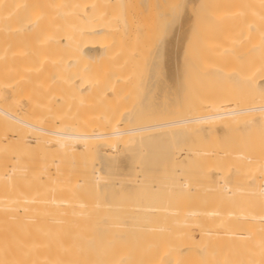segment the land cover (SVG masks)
<instances>
[{
	"label": "bare ground",
	"instance_id": "bare-ground-1",
	"mask_svg": "<svg viewBox=\"0 0 264 264\" xmlns=\"http://www.w3.org/2000/svg\"><path fill=\"white\" fill-rule=\"evenodd\" d=\"M109 1L0 0V204H4L0 214L8 212L0 225L8 231L12 226L11 235L5 233L6 242H12L10 264H264V143H260V136L258 140L250 137L254 140L253 145L249 140V155L238 145L243 139L240 129L264 132V7L260 10L253 0L251 6L245 3L248 0H219L220 6L234 3V8H229V13H225L228 8L223 9L228 14H224L223 26L214 17L223 28L216 22L218 27L209 31L210 40L203 38L208 41L198 44V51L194 47L197 58L186 67L191 65L193 70L187 73L190 70L184 68L191 81L188 85L185 76L182 80L179 77L185 73L180 70L183 63L177 60L187 33L183 36L177 30L175 42L172 38L168 44L166 41L169 48L173 42V51L169 66L164 63L168 67L164 79L169 83L165 88L173 91L165 93L177 118L165 120L170 112L159 109L161 113H155L166 117L163 121L129 127L132 115L125 110L116 112V107L123 106L119 103L130 95L126 86L135 80L134 61L145 48V31L139 26L131 37L135 44L142 42L137 44L141 50L134 53L132 46L129 48L132 42L115 36L113 11L106 6ZM239 3L249 7L237 8ZM212 4L207 6L214 7ZM248 43L250 54L246 55ZM166 49L163 52L168 53ZM188 54L190 62L192 54ZM94 56L101 67L95 65ZM212 59L220 64L209 62ZM231 60L240 64L239 68L223 66ZM246 99L250 102L245 103ZM85 102L105 108L89 114V120L93 117L97 124L91 123L95 128L86 132L78 119L84 112H78V107ZM178 108L185 111L184 117L179 110L176 113ZM226 129L231 135L225 140ZM236 129L240 137L234 134ZM211 133L216 139L222 135L217 141L224 137V143L201 152L208 163L188 177L185 168L192 160L197 164L199 155L189 149V142L195 138L202 144L209 135L214 136ZM132 142L137 144L129 148ZM116 145L125 153L109 157L106 148L116 149ZM183 146L186 148L181 149ZM65 153H75L76 160L91 154L93 166L91 161L87 166L89 163L74 160L63 168L60 156ZM111 164V174L104 173ZM195 164L191 166L198 168ZM78 168L82 169L79 176ZM202 185L204 190H198ZM93 193H102L106 204H87ZM200 193L202 200L197 199ZM122 196H136L135 208H116L114 201ZM209 198L241 206L220 210L207 203ZM72 199L78 203L72 205ZM150 202L158 204L147 206ZM6 208L11 210L12 219ZM192 231L197 232L198 240L192 239ZM142 237L158 239L159 243L146 250L139 243ZM7 247L1 249L5 252Z\"/></svg>",
	"mask_w": 264,
	"mask_h": 264
},
{
	"label": "rangeland",
	"instance_id": "rangeland-1",
	"mask_svg": "<svg viewBox=\"0 0 264 264\" xmlns=\"http://www.w3.org/2000/svg\"><path fill=\"white\" fill-rule=\"evenodd\" d=\"M207 3V4H209V5H211L212 3V5L214 6V7H210L209 5L207 6V4L205 3V2ZM120 0L118 3H115V1L114 0H111V1H109L107 4H106V6L107 7H109V8H111L112 9V11H113V14H112V16H113V19L111 20L112 22H113V25L117 28H115L116 29V33H115V36H116V38L117 39H125V41H128L129 40V42H132V41H130V40H132L131 39V37H134L133 35H134V32L136 31V32H138L136 29H138V27L140 26H143L142 27V29L144 28V30H142V29H140L139 28V31L140 30H142V32L143 31H145V38L144 39H142L143 41L142 42H144V46L142 45V47H145V48H143V50L142 51H140L141 50V47H137V44L138 43H134L135 42V40H134V42H132V43H134V47H133V45H131L132 43H130V47L129 48H131V46H132V48L134 49V53L136 52V53H138L139 51L141 52L140 54H136V56H137V59H136V61H134V58L133 57H135L136 58V56H135V54L133 55V57H131L132 58V60L134 61V63L135 62H137V64H136V66H133L134 68H136V69H131V70H133L132 71V73L133 74H135V80L130 84V86H126L127 87V89H129L130 88V92H128L130 95H129V97H127V99L124 101V102H122V103H119L120 105L122 104L123 106H118V107H116V112H119V110H120V112H124V110H125V112L124 113H127V112H130V114L132 115L129 119H131V121H130V123H128L127 124V126H129V127H134V126H140V125H145V124H153V123H157V122H160V121H163L166 117H162V116H156L157 114L156 113H158V114H160L161 113V111H162V113L163 112H170V117H168V118H166L165 120H167V119H170L171 117H175L174 116V112H172V110L174 109V105H173V102H171L172 103V105H168V104H171V103H168V102H170V99H169V91H171V92H173L172 90H169V86H167V88H165V84H168L169 85V83L168 82H166V78L165 77H167V75H166V71H168V67L167 66H169V64L167 65V61H169V58L168 57H170L171 56V53H172V44H173V42L172 43H169V44H171L170 45V47L171 48H169V47H167L166 46V41H167V44H168V40H170L171 38V41L173 40H175V38H176V34L177 33H179L180 31L182 32V34H183V36H185L186 38H184V39H182V40H188V41H182L183 43H181L182 44V48H181V50L180 51H178V62H179V64L181 63V65H182V63H183V65L181 66V67H183V69H180L181 70V72H183L184 71V68L188 71V70H190V71H188L187 73H191V71L193 70V68L191 69L190 67H192L191 65H189V67L188 68H186L188 65H187V63H191L192 62V60H193V62H194V59L195 58H197V57H194V56H196V54H197V51H198V48H197V46L199 47V45L198 44H200L203 40L204 41H208V40H210V39H208L207 37H211V36H209V31L211 30V29H213V28H215V27H218V26H220L221 24H219L218 22H220V21H216V20H218V19H220L221 20V22L220 23H222L223 21H222V19L224 18V16L225 15H228V14H225V13H227V11H228V13H229V8L231 9L232 7L234 8V3H232L231 5H230V3H228V4H223V5H221V6H228V7H226V8H223V7H221L219 4L221 3V1H223V0H221V1H219V0ZM213 1V2H212ZM215 1V2H214ZM231 0H229V2H230ZM233 1V0H232ZM243 1V0H242ZM241 1V2H242ZM246 0H244V2H245ZM220 2V3H219ZM224 2H226V0L224 1ZM223 2V3H224ZM235 2V1H234ZM238 2H240V0L238 1ZM250 2H252L251 0H248V2L246 1L245 3H247L248 5L250 4ZM253 2L255 3V2H257V3H259V6H258V8L261 10V8H260V6L262 7H264V5L262 4L261 5V3L263 2L264 3V0H253ZM202 3H204V5L202 4ZM218 4V5H214V4ZM243 3V2H242ZM245 3L244 4H240L239 6L240 7H237V8H242L241 6H244V7H247L248 5L246 4V6H245ZM206 4V5H205ZM252 4H250L249 6H251ZM258 5V4H257ZM202 6H205V7H203L202 8ZM220 6V7H219ZM248 6V7H249ZM116 7L117 8H121V11L120 12H116L115 10H116ZM255 7V6H254ZM257 7V6H256ZM262 7V8H263ZM207 8H209V9H207ZM221 8V9H220ZM228 8V10H226ZM252 7H250V8H247V9H251ZM202 9V10H201ZM203 9H204V11H205V9L207 10V12H205L204 13V11H203ZM226 10V12L224 13V10ZM257 9V8H256ZM214 10H215V12H214ZM233 10H235V9H233ZM124 11H125V13H124ZM232 11V10H231ZM230 11V12H231ZM221 12V13H220ZM264 12V11H263ZM119 13V14H118ZM121 13V14H120ZM183 13V14H182ZM207 13H208V15H207ZM218 13H219V16H217L218 15ZM232 13V12H231ZM225 14V15H224ZM205 15H207V17L205 16ZM211 15V16H210ZM223 15V16H222ZM214 17H216L215 19H214ZM221 17V18H220ZM177 18H178V21H177ZM206 18L208 19V21L206 20ZM209 18H211V19H209ZM122 19H123V21H122ZM180 19V20H179ZM212 19L214 20V21H212ZM190 21V22H188V21ZM209 20H211V21H209ZM186 21V22H185ZM124 22V23H123ZM210 22V23H209ZM218 23V26H216L217 24H215V23ZM186 24H188V25H186ZM209 24V25H208ZM122 25V26H121ZM186 27H185V26ZM210 25H212V27H210ZM224 24L222 23V26H223ZM225 26L227 27L228 25H226L225 24ZM184 27V28H183ZM189 27V28H188ZM221 27V26H220ZM225 27V28H226ZM179 28V29H178ZM221 28H223V27H221ZM173 29V30H172ZM175 29V30H174ZM186 31H185V30ZM190 29V30H189ZM216 29V28H215ZM217 29H219V28H217ZM179 32H178V31ZM214 30V29H213ZM212 30V31H213ZM173 31V32H172ZM141 32V31H140ZM184 33H187V34H185L184 35ZM214 33V32H213ZM138 34H141V33H138ZM181 33H180V35H182ZM204 34V35H203ZM142 35V34H141ZM172 35H174V36H172ZM179 34H178V36H180ZM210 35H212V34H210ZM216 35V34H215ZM172 36V37H171ZM177 36V37H178ZM183 36L182 37H179V38H183ZM206 37V38H205ZM128 38H130V39H128ZM203 38H205V39H208V40H205V39H203ZM138 39H139V35H138ZM141 39V38H140ZM178 39V38H177ZM193 39H195V41L193 40ZM147 40V41H146ZM124 41V40H123ZM192 41H194L193 42V44H192ZM203 41V43H201V45L202 44H204L205 42ZM217 41H218V39H217ZM216 41V42H217ZM129 42L128 43H126V45L128 44L129 45ZM137 42V41H136ZM141 42V43H142ZM157 42V43H156ZM164 42H165V44H164ZM175 42V41H174ZM197 42V43H196ZM215 42V43H216ZM140 42H139V44H141ZM124 44H125V42H124ZM138 44V45H139ZM157 44V45H156ZM180 44V45H181ZM147 45V46H146ZM163 45H165V46H163ZM183 45L185 46V48L183 47ZM247 45H248V47H247ZM141 46V45H140ZM158 46V47H157ZM169 46V45H168ZM128 47H127V49H128ZM153 47V48H152ZM163 47H165V49H166V51H168V53H166V52H163L165 49H161V48H163ZM195 47L196 48V50H195V48H194V50H193V48ZM161 50H160V49ZM249 48H250V46H249V43L248 44H246V47H245V50L244 51H246L245 52V54L246 55H248V54H250V52H248V50H249ZM133 49H129L130 50V52L129 53H132L133 52ZM139 49V51L137 52V50ZM158 49V50H157ZM171 49V50H170ZM200 49V48H199ZM132 50V51H131ZM145 50H146V52H145ZM190 52H188V51ZM250 51V50H249ZM150 52V53H149ZM155 52V53H154ZM171 52V53H170ZM192 52V53H191ZM194 52V53H193ZM247 52H248V54H247ZM144 53V54H143ZM170 53V54H169ZM189 53V54H188ZM133 54V53H132ZM144 55V56H140V55ZM160 54V55H159ZM164 54V55H163ZM169 54V55H168ZM187 54L188 55H191L192 54V56H190V58H189V60H190V62H188V56H187ZM127 55H129V54H127ZM180 55V56H179ZM96 57H97V55H95ZM95 56L93 57V59L95 58ZM148 56V57H147ZM155 58H154V57ZM183 58H182V57ZM105 57V56H104ZM139 57H141V58H143V59H139ZM159 57V58H158ZM145 58V59H144ZM149 58V59H148ZM163 58V59H162ZM186 58V59H185ZM248 58V57H247ZM96 59V58H95ZM94 59V60H95ZM144 60V61H146L147 59V61L145 62V63H147V64H145L144 63V61H139V60ZM150 59H151V61H150ZM165 59V60H164ZM222 59H225L224 57L222 58ZM86 60V59H85ZM104 59H102V61H103ZM154 60V61H153ZM180 60V61H179ZM214 60V63L212 62V64H220V58H219V63L218 62H215V61H218V60H216V59H212V60H209V62H211V61H213ZM149 61V62H148ZM160 61H162V62H160ZM164 61V62H163ZM247 61V60H246ZM249 61V60H248ZM86 62H87V60H86ZM89 62V61H88ZM87 62V63H88ZM90 62H93V61H91L90 60ZM95 62H97L96 60H95ZM142 63V64H140V63ZM156 62V63H155ZM159 62V63H158ZM224 62V61H223ZM231 63H222L223 64V66L224 67H226V68H228V69H230V70H233L235 67H237V68H239V66H240V64H236L235 62H232V60L230 61ZM243 62V61H242ZM167 65H165V64ZM169 63V62H168ZM186 63V64H185ZM233 63H235V64H233ZM240 63V62H239ZM99 63L97 62L95 65H98ZM158 64H159V66H158ZM209 64V63H208ZM225 64L227 65V66H225ZM230 64L233 66H230ZM243 64H249V62H247V63H243ZM90 65V64H89ZM95 65H93V66H95ZM109 65V64H108ZM108 65H106V67L108 66ZM139 65H140V67H139ZM148 65V66H147ZM164 66V67H161V66ZM186 65V66H185ZM99 66V65H98ZM103 66V65H102ZM144 66V67H143ZM247 66V65H246ZM99 67H101V66H99ZM98 67V68H99ZM137 67H138V69H137ZM143 67V68H142ZM166 67V68H165ZM94 68H96V66L94 67ZM107 68H109V66L107 67ZM147 69V71H146V69ZM154 68V69H153ZM156 68V69H155ZM92 69V68H91ZM105 69V68H104ZM140 69V70H139ZM143 69V70H142ZM161 69V70H160ZM162 69H163V71H162ZM165 69H167V70H165ZM96 70V69H95ZM108 70V69H107ZM106 70V71H107ZM144 70H145V74H143L144 73ZM153 70V71H152ZM185 70V71H186ZM91 71V70H90ZM93 71V73H94V69L92 70ZM99 71V70H98ZM103 71V70H102ZM105 71V70H104ZM134 71H135V73H134ZM141 71H143V72H141ZM160 72V74H159V72ZM184 71V73H185V75H182V73L180 74V76L179 77H182L181 78V80L183 79V76H185L186 77V79H185V77H184V80H185V83H187V85H188V82L190 81L189 80V77L188 76H186V72ZM150 72V73H149ZM98 73V72H97ZM142 73V74H141ZM165 73V74H164ZM92 74V73H91ZM144 75V76H143ZM156 75V76H155ZM163 75V76H162ZM144 77V79H143V77ZM160 76V77H159ZM147 79H146V78ZM157 77V78H156ZM188 77V78H187ZM140 78L142 79V80H140ZM155 78V79H154ZM165 78V79H164ZM154 79V80H153ZM163 79V80H162ZM143 80H146V82H144L143 83ZM156 80H157V82H156ZM162 82H161V81ZM189 80V81H188ZM165 81V82H164ZM188 81V82H187ZM156 82V83H155ZM182 82V81H181ZM191 82V81H190ZM190 82H189V84H190ZM152 83V84H151ZM146 84V85H145ZM157 84H158V86H157ZM163 84V87L161 86ZM144 85H145V87H144ZM182 85V84H181ZM140 86H141V88H140ZM155 86V87H154ZM183 86H185V84L183 85ZM129 87V88H128ZM152 87V88H151ZM145 88V89H144ZM156 88V89H155ZM160 88H162L163 90H161ZM164 88H165V90H167V91H164ZM126 88H125V90H127ZM182 89H183V87H182ZM127 91H129V90H127ZM140 91V92H139ZM153 91V92H152ZM161 91L163 92L162 94H161ZM184 91V90H183ZM148 92H149V95H148ZM156 92V93H155ZM165 92H168V93H165ZM141 94V95H140ZM150 94H152V95H150ZM166 94H167V96H166ZM171 94V93H170ZM136 95H138V96H136ZM160 95V96H159ZM162 95V96H161ZM155 96V97H154ZM157 96H158V99H157ZM86 97V96H85ZM146 97H148V98H146ZM150 97V98H149ZM154 97V98H153ZM246 97V96H245ZM249 97V95L247 96V98ZM84 98V97H83ZM152 98V99H151ZM85 99V98H84ZM138 99V100H137ZM146 99V100H145ZM149 99V100H148ZM151 99V100H150ZM157 99V100H156ZM161 99V100H160ZM163 99V100H162ZM171 99H172V97H171ZM243 99H244V97H243ZM250 99V98H249ZM249 99H246V102L245 103H247V100L250 102V100ZM167 101V104H166V101ZM169 100V101H168ZM157 101V102H156ZM160 101H163V102H161L160 103ZM172 101V100H171ZM242 101H244V100H242ZM83 102V101H82ZM81 102V103H82ZM139 102V103H138ZM248 102V103H249ZM78 103H80V102H78ZM78 103H76L77 105H79ZM88 103V102H87ZM86 102L85 103H83L84 105L82 106V105H79V111H78V108H77V111L78 112H82V111H84V112H82V113H79V116L83 119V120H81V118L78 116V119H80V121H82L81 123H82V131H83V128H85V132H86V130H93V127L95 128V126L94 125H96L97 124V121L96 120H93L94 118L92 117V121L91 120H89V114L91 115L92 114V112L94 113V110H96V112L97 111H99L98 109H100V107H103L102 106V104L101 105H99V104H95V105H92V107L91 106H89L90 104H87ZM90 103V102H89ZM136 103V104H135ZM138 103V104H137ZM153 103V104H152ZM92 104V103H91ZM118 104V105H119ZM148 104V105H147ZM141 105V107H139ZM146 105V106H145ZM161 105H162V107H161ZM168 105V106H167ZM185 104H183V108L182 107H180V108H182V109H184L185 110V106H184ZM81 106V107H80ZM85 106V108L87 107V110L85 111V110H83V109H85V108H83ZM89 106V107H88ZM117 106V105H116ZM154 106H156V107H154ZM157 106H159V107H157ZM171 106L173 107V109L171 110ZM180 106H182V105H180ZM73 108L74 107H76V106H72ZM132 107V108H131ZM147 107V108H146ZM165 107V108H164ZM82 108V109H81ZM89 108V109H88ZM104 108V107H103ZM122 108H123V111H122ZM125 108H127L129 111H127ZM133 108H134V111H133ZM140 108V109H139ZM145 110H143V109ZM93 111H92V110ZM102 109V108H101ZM105 109V108H104ZM103 109V110H104ZM142 109V110H141ZM147 109V110H146ZM153 109V110H152ZM161 111H160V110ZM169 109V110H168ZM133 112H132V111ZM148 110H150V111H152V114H151V112L149 111L148 112ZM171 110V111H170ZM179 110V108L177 109V110H175L176 111V113H177V111ZM140 111V112H139ZM86 112V113H85ZM88 112V113H87ZM119 112V113H120ZM140 114H139V113ZM143 112H144V114H143ZM156 112V113H155ZM168 112V113H169ZM171 112H172V114H171ZM179 112H181V115L183 116L184 115V113H185V111H182V110H179L178 111V114H179ZM182 112H184V113H182ZM134 113V114H133ZM138 113V114H137ZM148 113V114H147ZM155 113V114H154ZM38 114V113H37ZM84 115V117L85 118H83V115ZM142 114V115H141ZM145 114H146V117H145ZM149 114H151V115H149ZM88 115V116H87ZM93 115V114H92ZM140 115V116H139ZM149 115V116H148ZM172 115V116H171ZM181 115H179L178 116V118H181L182 116ZM117 116H118V114H117ZM117 116H115L116 118H117ZM142 116H144L143 118H142ZM151 116H154V117H151ZM88 119H87V118ZM119 117V116H118ZM136 117V118H135ZM184 117V116H183ZM126 118V117H125ZM173 118H171V119H173ZM175 118H177V115H176V117ZM86 119V120H85ZM90 119H91V116H90ZM115 119V118H114ZM118 119V118H117ZM120 119V118H119ZM121 119H123V117L121 118ZM120 119V120H121ZM89 120V121H88ZM79 121V122H80ZM85 121H87V124H86V122ZM90 122V123H89ZM98 122H102L101 120H99ZM84 123V124H83ZM89 123V124H88ZM91 123H94V125H91ZM96 123V124H95ZM83 125H85L84 127H83ZM93 126V127H92ZM90 127V128H89ZM244 129V128H243ZM240 129L241 130V135H242V138L243 139H239V140H241L242 141V145H241V141L238 143V141H236V143H238V145H239V149H241L243 152H246L245 154H247V155H249L250 154V151H252V148H249L248 146H251V145H249L251 142H249V140L251 139V138H256L257 136V138H259V136H260V138H259V140L261 141L260 143L262 144V143H264V132H263V134H258V133H261V131L262 130H256V129H254V128H251L252 130H250V129ZM231 130H232V128H231ZM231 130H229L230 132H234V131H231ZM237 130L238 129H236L235 130V133L234 134H238V133H236L237 132ZM243 130V131H242ZM249 130V131H248ZM245 131V132H244ZM255 131V132H254ZM258 131V132H257ZM224 132H226L223 136H226L227 138H225V140L226 139H228L229 138V136H228V134H230L229 132H228V130L226 129ZM228 132V133H227ZM244 133V134H243ZM250 133H252V135L254 134V133H256V135H255V137H253ZM211 134H213V133H211ZM233 134V135H234ZM214 135V134H213ZM231 135V134H230ZM232 135V136H233ZM248 135V137L249 138H244V136L246 137ZM185 136V135H184ZM215 136V135H214ZM214 136H211V135H209L208 137H209V139L211 138V140H209V139H207V141H205L204 140V143H202V144H200V142H196L194 139H192L190 142H189V145L191 146V147H189V149L191 148L192 150H194V151H192L191 149V151L192 152H194V153H196V154H199L198 155V157L197 158H195V159H197V164H198V168L196 167V169H195V167H192L191 165H194L195 164V162H196V160H195V162H190V165L189 166H191L192 168H189V166H187L185 169V172H186V175L188 176V177H192L193 175L192 174H194L193 173V171L194 172H197V170L200 168V169H202V168H204L205 166H206V162H207V160L206 159H204V157L202 156V155H200V153L201 152H203V151H206V150H209V149H217L216 147H215V145L218 147L219 146V144H220V142H221V145H222V142L224 143V141H223V139H224V137H223V139L222 140H220V141H217V139L219 140V139H221L222 138V135H221V138H217L216 139V136L214 137ZM237 136H239L240 137V133H239V135H237ZM214 137V138H213ZM220 137V136H219ZM231 137V136H230ZM251 137V138H250ZM233 138V137H232ZM231 138V139H232ZM256 138V139H257ZM213 139V140H212ZM245 139V140H244ZM247 139V140H246ZM253 139V140H254ZM29 140H31V142L29 141V144H31V146L33 145L32 144V139H29ZM214 140H216V141H214ZM235 140H238L237 138H236V135H235ZM253 140H250V141H252V145H253ZM258 140V139H257ZM228 141V140H227ZM229 141H230V139H229ZM228 141V142H229ZM246 141V142H245ZM248 141V142H247ZM192 143V144H191ZM199 143V144H198ZM230 143H231V141H230ZM233 143H235V141L233 140ZM246 143H248V144H246ZM136 144L137 143H134V142H132V143H129L128 144V147L129 148H134V146H136ZM215 144V145H214ZM256 144H258L257 142H256ZM255 145V144H254ZM256 146V145H255ZM118 147V148H117ZM253 147V146H252ZM122 149V147L120 146V145H116V149L115 148H111V147H107L106 149V153H107V155L109 156V157H114V156H117V157H119L120 155H122V154H124L125 153V151H124V153H122L123 152V149H122V152H121V149ZM185 149L186 147L185 146H183V147H181V149ZM112 149H114L113 151H112ZM137 150H138V148H136ZM175 149H176V147H175ZM117 150H118V152H117ZM120 150V151H119ZM125 150V149H124ZM137 150H135V152H137ZM111 151V152H110ZM115 151V152H114ZM183 151L184 150H182V151H180V154L182 153L183 154ZM52 152V150H50V153ZM109 153H111V154H109ZM116 153H118V154H116ZM119 153H120V155H119ZM122 153V154H121ZM88 154V153H87ZM114 156H113V155ZM143 154H145V153H143ZM78 155V154H77ZM55 156V155H54ZM90 156H91V158H90ZM181 156V155H180ZM61 160H62V162H61V166L63 167V168H67L68 166H70V162H74V160L75 161H77V163L79 164V163H83V164H88L87 166H90V161H91V159L93 158L92 157V155L91 154H89V156L88 155H83L82 154V156H79V158L76 160V156H75V153H65V154H62L61 156ZM81 157V158H80ZM183 156H181L180 158H182ZM114 158H116V157H114ZM94 159H92V161H93ZM91 161V164L93 163ZM87 162V163H86ZM208 163V162H207ZM197 164H195V165H197ZM91 166H93V164L91 165ZM113 164H111V165H109V166H107L106 167V169H103L104 171V173H107L108 171H110L109 169H112L113 168ZM195 169V170H194ZM78 170V176L81 174V170L82 169H80V168H78L77 169ZM106 171V172H105ZM112 172V171H111ZM191 172H192V174H191ZM107 174H111L110 172H108ZM195 175H196V173H195ZM162 180V182H167L168 181V179L166 180V179H164V178H162L161 179ZM170 181V180H169ZM169 181H168V183H169ZM104 182V181H103ZM102 183V182H101ZM204 188H205V186H200V187H198V190H204ZM103 191H104V189H103ZM102 191V192H103ZM205 192V191H204ZM178 195H176V198H178L177 197ZM135 197L136 196H122V197H118V198H116L115 199V201H114V203H115V206H116V208H120V209H122L123 211H128V210H131V209H133V208H135V206H136V201H135ZM144 197V196H143ZM164 197V196H163ZM203 193H200L199 194V197L197 198V199H199V200H202L203 198ZM106 201L107 200H105V197H104V195L102 194V193H93V196L89 199V201L87 202V204H90V205H92V206H102V205H104V204H106ZM71 203H72V205H75V204H77L78 203V200L77 199H72V201H71ZM207 203L208 204H210V205H216L217 206V208L218 209H220V210H232V209H234V208H236L237 206H241V205H237V204H234V203H229V204H226V203H223V202H221V201H219V200H217L216 198H209L208 200H207ZM156 204H158V203H152V202H150V203H148L147 204V206H153V205H156ZM1 206H0V210L2 211L1 212V214L4 212V208H1L2 207V205H4V204H0ZM7 209V208H6ZM8 211L10 210V209H7ZM11 210L9 211V215H10V218H11ZM6 214L5 215H3V216H5L6 218H7V216L6 215H8V212H5ZM0 214V215H1ZM2 215L0 216V223H2L3 221H5L2 217H3ZM5 218V219H6ZM12 219V218H11ZM8 220V219H7ZM6 220V221H7ZM10 220V219H9ZM2 221V222H1ZM11 223H12V220L10 221ZM10 222H8V223H6V222H4L6 225L7 224H10ZM12 225V224H11ZM2 226H4V225H0V229H3L2 228ZM9 226V225H8ZM10 228H8V229H10L9 231L6 229V227H4V229L2 230V232L4 231V237H5V233L6 234H10L11 235V231H12V226H9ZM8 231V232H7ZM1 232V231H0ZM192 233V239L195 241V240H198V235H197V232H195V231H192L191 232ZM1 234V233H0ZM8 234V235H9ZM4 237H2L1 235H0V239H3ZM8 237H5L4 239H5V242H6V239H7ZM3 239V240H4ZM12 238H10L9 240H11ZM2 240V242H4ZM1 241V240H0ZM5 242L3 243L4 245H1L2 243H0V249L1 248H6L7 246V250L5 249V252H6V254H4L5 252H4V249H1L2 251H3V253L1 252V250H0V252L2 253H0V264H7L8 263V261H9V263L8 264H10V261H11V257L12 256H10L11 254H12V249H11V247H12V242L10 243V242H6V243H8V245L7 244H5ZM9 243L11 244V245H9ZM139 243H140V245L143 247V248H145L146 250H151V249H153L154 247H156L157 245H158V243H159V241H158V239L157 240H155L154 238H148V237H142L140 240H139ZM5 245H7L6 247H5ZM10 246V247H9ZM11 249V251H9ZM9 252V253H8ZM8 253V254H7ZM2 256V257H1ZM10 257V258H9ZM5 261V262H4ZM7 261V262H6Z\"/></svg>",
	"mask_w": 264,
	"mask_h": 264
}]
</instances>
